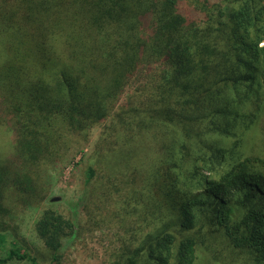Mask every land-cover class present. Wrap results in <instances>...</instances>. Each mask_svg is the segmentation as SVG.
Returning a JSON list of instances; mask_svg holds the SVG:
<instances>
[{
    "label": "trees",
    "instance_id": "obj_1",
    "mask_svg": "<svg viewBox=\"0 0 264 264\" xmlns=\"http://www.w3.org/2000/svg\"><path fill=\"white\" fill-rule=\"evenodd\" d=\"M222 1L200 26L183 0H0L1 118L30 166L65 144L47 115L75 133L86 130L113 113L138 68L162 62L150 121L140 122L171 123L179 135L168 140L171 162L158 171L159 226L124 264H193L195 227L203 224L246 250L247 264H264V158L238 159L217 178L196 163L200 147H212L201 137L212 130L233 135L264 110V0ZM250 95L255 111L241 110ZM203 167L209 170L207 161ZM93 175L89 166L86 185ZM8 185L28 190L16 178ZM5 210L0 202V264H57L73 222L52 208L40 213L34 230L50 256L42 263L3 228Z\"/></svg>",
    "mask_w": 264,
    "mask_h": 264
},
{
    "label": "rangeland",
    "instance_id": "obj_2",
    "mask_svg": "<svg viewBox=\"0 0 264 264\" xmlns=\"http://www.w3.org/2000/svg\"><path fill=\"white\" fill-rule=\"evenodd\" d=\"M183 1L195 7L192 17L200 26L207 19L212 21L207 15H214L218 0H209L210 5L202 0ZM220 4L224 5L222 0ZM161 65L155 58L138 68L113 101V113L86 130L75 133L59 124L57 114L47 115L66 146L40 154L37 165L30 166L18 157L13 147L14 128L3 123L0 105V181L4 184L0 202L6 208L1 223L40 262L47 263L50 256L35 234L34 223L46 208L73 222L57 264H111L115 259L124 264L145 233L159 226L154 206L163 204L157 192L161 186L158 171L171 162L168 140L177 138L179 132L171 123L152 122L145 128L140 120L150 121L147 116L157 100L153 93L160 82L156 79ZM255 103L250 95L249 102L239 107L255 111ZM255 118L244 129L234 127L233 135L212 130L201 137L202 144L212 146L200 143L202 157L196 163L202 174L217 178L238 159L264 158V110ZM191 152L190 158L199 155L195 148ZM205 161L209 170L203 167ZM89 166L94 175L86 185ZM15 178L28 190L8 185ZM195 228L199 245L193 264H247L248 252L234 247L220 231L212 232L205 224ZM6 264L27 263L14 260Z\"/></svg>",
    "mask_w": 264,
    "mask_h": 264
}]
</instances>
